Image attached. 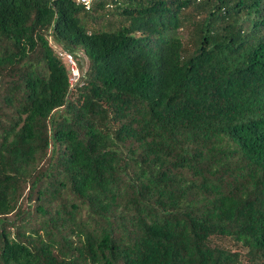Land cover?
Segmentation results:
<instances>
[{"label":"trees","instance_id":"trees-1","mask_svg":"<svg viewBox=\"0 0 264 264\" xmlns=\"http://www.w3.org/2000/svg\"><path fill=\"white\" fill-rule=\"evenodd\" d=\"M0 264H264V0H0Z\"/></svg>","mask_w":264,"mask_h":264},{"label":"built area","instance_id":"built-area-1","mask_svg":"<svg viewBox=\"0 0 264 264\" xmlns=\"http://www.w3.org/2000/svg\"><path fill=\"white\" fill-rule=\"evenodd\" d=\"M97 0H77L78 3L83 4L86 9H91L93 3ZM59 55L63 58H66L71 66V77H70V83L71 85H74L76 82L79 81L81 77V72L78 67L77 61L72 53L69 51H59Z\"/></svg>","mask_w":264,"mask_h":264},{"label":"rangeland","instance_id":"rangeland-1","mask_svg":"<svg viewBox=\"0 0 264 264\" xmlns=\"http://www.w3.org/2000/svg\"><path fill=\"white\" fill-rule=\"evenodd\" d=\"M109 18H110V16H108L106 19H104V20H103V23L106 22ZM180 32H181V34L183 35L185 42H186L187 44H190V42L187 41V39H188V35L190 34L189 32H191V30L188 29V28H184V29H181ZM78 53H79V54H78V58H79V60L83 63V69L85 70V69H87V67H88V61H87V58H86V56H85L81 51H79ZM75 59H76V61H77V63H78V59H77L76 57H75Z\"/></svg>","mask_w":264,"mask_h":264}]
</instances>
